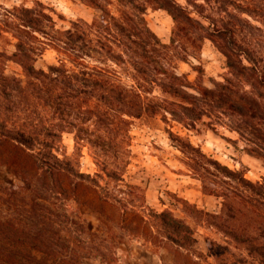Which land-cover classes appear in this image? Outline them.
<instances>
[{"label": "trees", "instance_id": "trees-1", "mask_svg": "<svg viewBox=\"0 0 264 264\" xmlns=\"http://www.w3.org/2000/svg\"><path fill=\"white\" fill-rule=\"evenodd\" d=\"M78 1L98 14L89 22L70 21L67 27H57L36 0L31 6H0V40L10 39L13 46L11 52L0 50L4 164L17 171L18 161L41 152V138L52 131L37 129L40 111L61 110L62 100L71 110L92 117L99 130L127 124L129 119L159 117L171 145L181 154L179 162L199 181L200 192L219 199L218 212L211 213L178 198L190 216L203 218L233 240L232 245L204 238L207 256L215 264H264V184L245 177L241 168L220 163L186 134L172 129L176 125L195 130L202 124L212 131L222 127L234 132L243 151L264 168V38L255 43L238 38L240 25L248 24L245 16L259 17L256 5L241 0L234 12L219 0ZM147 9L163 10L170 17L167 43L147 26ZM259 19L264 26V15ZM205 39L225 58V73L210 88L201 83L199 55ZM47 50L55 53V63L35 68V61ZM189 59L198 62L190 64L196 72L194 82L176 71L179 62ZM8 61L19 67L18 74L5 73ZM36 165L39 176L55 182L52 192L65 195L66 188L56 183L69 174L45 160ZM124 187L118 191L141 192L134 185ZM83 189L91 190L73 179L69 188L73 194L64 196L63 202L79 204L82 193H77ZM96 198L111 208V217L127 235L141 236L174 257L182 256L184 264H194L200 257L193 227L170 210L149 208L142 195L137 210H123L108 198ZM38 221L32 223L28 214L18 220L0 218V264H83V258L94 256L84 245L69 242L48 221L40 226Z\"/></svg>", "mask_w": 264, "mask_h": 264}, {"label": "rangeland", "instance_id": "rangeland-1", "mask_svg": "<svg viewBox=\"0 0 264 264\" xmlns=\"http://www.w3.org/2000/svg\"><path fill=\"white\" fill-rule=\"evenodd\" d=\"M33 1L0 0V6L6 9L16 5L31 6ZM36 1L47 8L57 27H67L70 21L78 19L89 22L98 14V10L84 6L78 0ZM177 1L186 3L185 0ZM243 1L256 5L259 17L253 19L245 16L248 24L240 25L238 38L255 43L264 38V26L259 19L264 15V0ZM219 2L235 12V4L241 3V0ZM144 18L158 39L167 43L172 24L170 17L163 10L147 9ZM11 42L10 39L0 40V50L11 52ZM199 58L201 83L210 88L214 81L222 79L225 58L209 39L204 40ZM53 63L55 53L47 50L37 58L34 67L44 69ZM190 64L198 62L194 59H189L188 63L179 62L176 71L194 82L196 72L190 68ZM4 71L6 74H18L20 69L8 61ZM61 102V110L48 107L40 111L37 129L52 131L41 138L43 144L38 145L41 147L40 153L34 151V157L26 156L18 161L19 168L14 171L10 165L4 164L5 152L0 150V218L11 216L18 220L28 214L32 223L40 220L37 222L39 226L43 221H48L52 227L60 229V234L69 242L92 250L94 256L83 258V264H184L182 256L174 257L166 249L156 248L141 236L127 235L119 228L116 219L111 217V208L96 198L98 195L108 198L123 210H130L137 208L138 197L142 195L144 204L149 208L170 210L174 216L185 219L193 227L194 248L201 254L194 259V264H215L206 254L204 238L234 244L230 236L225 237L203 218L195 219L185 211L184 204L178 198L192 203L190 200L193 196L181 195V192L194 188L199 182L191 178L179 162L181 154L171 145L159 117L129 119L127 124L111 126L112 130H99L92 117L73 111L68 103ZM172 129L186 134L193 145L220 163L231 169L241 168L245 177L264 184L262 163L246 156L234 132L222 127L212 131L202 124H198L195 130H181L176 125ZM42 160L55 164L64 174H69L68 177L60 176L56 183L66 188L65 195H55L51 189L55 182H51L47 176H39L36 164ZM73 179L91 189L78 191L77 194L82 193L79 204L73 200L63 202L64 196L73 194L69 190ZM124 184L137 186L141 192H119L118 189L126 190ZM198 208L218 212H213L211 205L205 202L204 207ZM148 220L153 223L150 218Z\"/></svg>", "mask_w": 264, "mask_h": 264}, {"label": "crops", "instance_id": "crops-1", "mask_svg": "<svg viewBox=\"0 0 264 264\" xmlns=\"http://www.w3.org/2000/svg\"><path fill=\"white\" fill-rule=\"evenodd\" d=\"M246 156L249 157V158H253V157L249 156L248 154H246ZM184 193L185 194H189V195L191 194L193 196V198L190 201L192 203H194L197 207H204V202H205V203H209L211 205V207L214 210L213 212H217L218 211L219 200L216 197H212L210 195L202 194L200 192L199 183L196 184V186L194 188L185 189V191L181 192V195H183ZM184 197H186V196H184ZM211 198L213 199V201H211Z\"/></svg>", "mask_w": 264, "mask_h": 264}]
</instances>
